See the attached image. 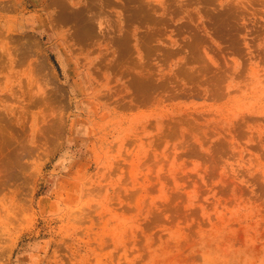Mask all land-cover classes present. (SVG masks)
Returning <instances> with one entry per match:
<instances>
[{
  "label": "rangeland",
  "instance_id": "rangeland-1",
  "mask_svg": "<svg viewBox=\"0 0 264 264\" xmlns=\"http://www.w3.org/2000/svg\"><path fill=\"white\" fill-rule=\"evenodd\" d=\"M0 264H264V0H0Z\"/></svg>",
  "mask_w": 264,
  "mask_h": 264
},
{
  "label": "bare ground",
  "instance_id": "bare-ground-1",
  "mask_svg": "<svg viewBox=\"0 0 264 264\" xmlns=\"http://www.w3.org/2000/svg\"><path fill=\"white\" fill-rule=\"evenodd\" d=\"M86 25V24H85ZM80 32V31H79ZM85 34V33H84Z\"/></svg>",
  "mask_w": 264,
  "mask_h": 264
}]
</instances>
